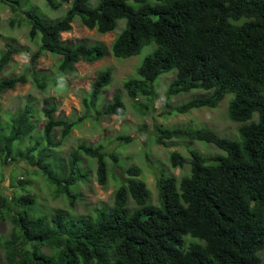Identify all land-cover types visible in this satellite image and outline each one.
<instances>
[{
	"label": "trees",
	"instance_id": "1",
	"mask_svg": "<svg viewBox=\"0 0 264 264\" xmlns=\"http://www.w3.org/2000/svg\"><path fill=\"white\" fill-rule=\"evenodd\" d=\"M5 1V0H4ZM51 9L60 3L45 0ZM71 0L64 14L48 20L44 12L25 0H11L13 10L25 14L28 37L38 45L23 72L0 79V94L17 84L31 82L43 91L48 76L36 69L43 53L60 56L59 73L75 70L79 60L94 62L106 55L128 58L149 46L137 67L136 77L122 86L129 98L150 96L152 82L163 72L175 71L168 93L191 89L210 91L176 105L186 113L193 107H216L226 93L228 117L239 123V139L218 135L206 127L159 128L157 142L185 138L215 145L225 152L217 160L190 151L185 157L171 151L173 167L189 165L179 179L161 172L155 178L157 205L135 165L124 169V179L113 173L116 188L112 203L93 215L72 217L66 211L52 214L39 210L37 196L18 180L20 190L11 197L0 193V211L7 212L14 228L3 241L9 264H263L264 255V0ZM75 18L88 29L107 33L124 19L123 28L110 46L104 43L69 44L61 33ZM24 51L9 45L0 53V75L12 55ZM110 68L98 72L81 99L83 114L77 119L56 117L58 103L50 101L43 111L40 140L16 150L14 144L33 133L34 108L26 104L0 126V156L14 160L23 155L45 179L75 204L73 188L88 173L83 157L95 162V175L105 185L116 163L104 146L78 144L64 160L49 148L59 147L84 119L123 115L126 106L115 92L104 106L101 91L111 82ZM140 105L139 108H143ZM142 110V109H140ZM173 110V109H172ZM254 114L257 118L254 120ZM59 129V140L53 138ZM6 129V130H5ZM118 140L128 141L127 135ZM51 157V158H50ZM50 158V159H49ZM48 159V160H47ZM56 166H59L58 170ZM56 171V172H55ZM17 207H11L9 204ZM12 205V206H13ZM4 214V213H3ZM190 236V241H186ZM47 250V251H45Z\"/></svg>",
	"mask_w": 264,
	"mask_h": 264
},
{
	"label": "rangeland",
	"instance_id": "2",
	"mask_svg": "<svg viewBox=\"0 0 264 264\" xmlns=\"http://www.w3.org/2000/svg\"><path fill=\"white\" fill-rule=\"evenodd\" d=\"M55 1L60 3L58 9H51L45 0H25L32 7L43 11L50 21L61 17L71 2V0ZM93 1L89 0L91 4H94ZM10 3L11 0H0V53L5 51L9 45L22 48L24 51L12 55L0 79L23 72L29 55L38 48V45L28 37L29 27L24 19L25 14L21 8L13 10ZM124 23V19H119L114 30L102 34L82 26L78 18H75L71 30L61 33V37L74 44L82 41L88 44L104 43L109 46ZM149 51L150 47L145 46L136 55L118 58L112 55L108 47L107 54L102 59L94 62L80 60L75 64V70L66 74L57 71L60 56L46 52L37 59L36 63V69L48 76V87L45 90H37L28 81L2 92L0 94V126L4 127L9 116L20 112L26 104L34 108V115L31 116L32 123H34L33 133L17 141L14 144L16 150H21L36 140H40L42 146L46 144L42 137L45 121L43 111L50 101L58 103L57 111L54 113L56 117L77 119L81 116L83 114L81 99L87 93L90 82L98 72L107 68L112 71V80L102 90L99 102L104 106L115 92H119L126 111L123 115H104L99 119H95L91 114L92 119L82 120L80 127L74 128L59 147L49 148L56 155L54 156L56 160H64L69 151L80 143L101 144L106 151H113L119 157L121 164L116 163L113 166L105 185H100L96 179L94 160L83 157L81 167L87 171L88 175L73 188V193L77 197L73 206H70L64 194H56V186L50 184L37 167L28 164L23 155L12 160L5 158L4 153L1 154L0 193L11 197L13 193L23 192L18 186V180H23L26 181L25 186L37 196L36 203L39 210L49 215L57 210L66 211L72 217L93 215L95 209L107 207L112 203V195L116 187L112 174L115 173L118 178L123 179L124 169L129 165H135L140 168V177L150 189V202L157 205L155 178L158 174L163 172L179 179L189 171L187 164L181 169L171 167L169 161L171 151L178 150L187 158L193 150L214 160L224 155L223 150L200 140L178 138L179 140H165L161 143L156 141L159 135L158 126L170 129L206 127L214 130L218 135L237 140L239 139V123L231 120L227 115L228 103L233 97L232 93H226L214 108L195 107L186 113L172 110L176 105L194 96L210 92L191 89L188 92L177 94L168 93L170 82L174 78L173 71L163 72L154 79L152 82L154 92L149 97L139 95L136 100L129 98L122 84L127 78L137 76L136 69ZM140 105L144 107L139 108ZM256 118L257 115L254 114L253 119ZM119 135H128L130 139L128 141L118 140ZM53 138L59 140L58 128ZM0 145L3 143L0 142ZM58 168L59 166H56L57 170ZM9 205L17 209L13 202ZM13 228L9 214L0 211V264H9L5 258L3 241L10 238ZM190 239V236H186L187 242Z\"/></svg>",
	"mask_w": 264,
	"mask_h": 264
},
{
	"label": "clouds",
	"instance_id": "3",
	"mask_svg": "<svg viewBox=\"0 0 264 264\" xmlns=\"http://www.w3.org/2000/svg\"><path fill=\"white\" fill-rule=\"evenodd\" d=\"M82 26H83V25H82ZM123 26H124V25H123ZM71 27H72V24H71ZM84 27H85V26H84ZM122 28H123V27H122ZM122 28H121V29H122ZM121 29H120V30H121ZM70 30H71V29H70ZM70 30H69V31H70ZM94 30H95V29H94ZM95 31H96V30H95ZM65 32H67V31H65ZM62 33H63V32H62ZM116 35H117V34H116ZM116 35H115V36H116ZM114 38H115V37H114ZM61 39H62V37H61ZM62 40H63V39H62ZM63 41H65V40H63ZM66 42H67V41H66ZM81 42H82V41H81ZM67 43H69V42H67ZM69 44L73 45L74 43H69ZM75 44H76V43H75ZM109 46H110V45H109ZM106 54H107V52H106ZM101 59H102V58H101ZM99 60H100V59H99ZM79 61H80V60H79ZM82 61H83V60H82ZM76 63H77V62H76ZM76 63H75V64H76ZM74 66H75V65H74ZM173 72H174V76H175V71H173ZM173 79H174V78H173ZM173 79H172V80H173ZM200 90H202V89H200ZM203 91H206V90H203ZM101 92H102V91H101ZM204 95H205V94H204ZM199 96H201V95H199ZM194 97H197V96H194ZM194 97H192V98H194ZM192 98H191V99H192ZM189 100H190V99H189ZM185 102H186V101H185ZM181 104H182V103H181ZM203 107H207V106H203ZM193 108H195V107H193ZM209 108H211V107H209ZM213 108H214V107H213ZM172 109H174V107H173ZM191 109H192V108H191ZM179 113H180V112H179ZM238 127H239V126H238ZM157 128H158L157 130L159 131V128H166V127L158 126ZM127 136H128V135H127ZM173 139L179 140V139H177V138H173ZM165 140H172V139H165ZM165 140H163V141H165ZM156 141H157V140H156ZM163 141H161V142H163ZM161 142H158V143H161ZM173 151H174V150H173ZM176 151H178V150H176ZM179 152H180V151H179ZM180 153H181V152H180ZM170 164H171V163H170ZM185 165H186V164H185ZM185 165H184V166H185ZM187 165H188V164H187ZM129 166H131V165H129ZM129 166H128V167H129ZM188 166H189V165H188ZM171 167H173V166L171 165ZM173 168H179V167H173ZM180 169H181V168H180ZM124 176H125V174H124ZM123 179H124V177H123ZM141 179H142V178H141ZM144 182H145V181H144ZM147 187H148V186H147ZM115 188H116V187H115ZM148 189H149V188H148ZM114 190H115V189H114ZM149 190H150V189H149ZM113 192H114V191H113ZM150 193H151V192H150ZM112 196H113V195H112ZM150 196H151V194H150ZM263 258H264V255L262 254V259H263Z\"/></svg>",
	"mask_w": 264,
	"mask_h": 264
}]
</instances>
